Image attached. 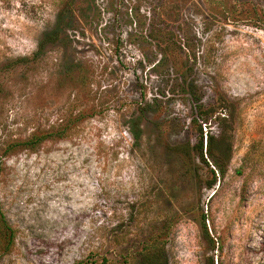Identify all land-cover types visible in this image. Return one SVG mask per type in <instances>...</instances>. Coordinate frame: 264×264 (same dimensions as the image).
Segmentation results:
<instances>
[{"label": "rangeland", "instance_id": "rangeland-1", "mask_svg": "<svg viewBox=\"0 0 264 264\" xmlns=\"http://www.w3.org/2000/svg\"><path fill=\"white\" fill-rule=\"evenodd\" d=\"M0 213V264H264V0H0Z\"/></svg>", "mask_w": 264, "mask_h": 264}, {"label": "trees", "instance_id": "trees-1", "mask_svg": "<svg viewBox=\"0 0 264 264\" xmlns=\"http://www.w3.org/2000/svg\"><path fill=\"white\" fill-rule=\"evenodd\" d=\"M197 109L195 110V114L197 118H201L205 116V118L210 117L214 111L204 110L203 106L198 104L196 105ZM229 117H220V124L222 125V131L217 135L213 136L209 133L203 132L201 123H199L197 127V132L199 139L195 145H193L190 149L188 146L183 147V154L185 157H188L191 151H194L196 155L201 159V161L209 166L207 159L212 162L213 169H210L211 180L207 183V187L211 188L217 178L219 176H224L229 161L232 156V145L229 142L232 127L228 121ZM206 119H202V123H205ZM196 121V119L194 120ZM55 136L52 132H47L42 135H37L32 137L25 144L34 146L39 144L45 139L52 138ZM207 158V159H206ZM0 225L1 229L4 230L5 236H7V244L11 245L13 241V233H11V229L8 227L7 222L4 216L0 213ZM202 225L204 228V232L206 236L213 242V240L209 237V233L207 231L205 225V215L202 216ZM165 241L163 238L158 235L151 236L143 239L140 248L137 251V255L132 259L133 264H156L160 260L164 253ZM76 264H85L83 261H79Z\"/></svg>", "mask_w": 264, "mask_h": 264}]
</instances>
